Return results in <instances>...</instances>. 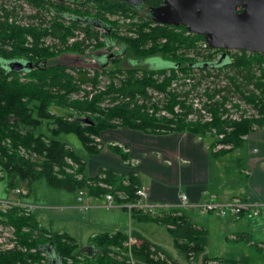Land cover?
Returning a JSON list of instances; mask_svg holds the SVG:
<instances>
[{
  "label": "trees",
  "instance_id": "16d2710c",
  "mask_svg": "<svg viewBox=\"0 0 264 264\" xmlns=\"http://www.w3.org/2000/svg\"><path fill=\"white\" fill-rule=\"evenodd\" d=\"M92 2L96 17L105 12L134 21L128 24V29L121 30L123 34L118 31V35L110 26L101 30L81 25L84 4L0 0V174L8 191L21 184L27 194L31 183L42 178L53 189L82 190L91 198L106 194L116 197L121 193L124 202L136 201L137 181L133 175L123 180L115 173L100 170L94 177L86 176L84 158L54 137L59 132L73 133L83 150L93 153L100 149L95 137L107 128L125 126L150 134L188 131L202 137L214 135L211 133L214 129L216 136L211 148L216 144L228 146L212 152L213 156H218L239 147L244 135L264 126V54L226 50L217 62L218 59L213 60L209 54L204 56L198 51L196 44L202 36L183 35V26L161 23L149 26V19L136 17L130 13L133 8L126 7L120 0ZM143 2V6L149 8L159 5L161 0ZM49 8L58 10V14L51 13ZM68 38L75 39L69 43ZM106 39L124 42L125 51L139 62H155L149 66L133 64L106 72L108 63L120 58L114 51L115 54H106L112 57L107 64L97 59L98 55L102 57L106 50H111L109 44L105 47ZM100 44L105 51L90 54L97 60L96 69L48 61L63 52L83 55L88 48H97ZM189 53L192 56L186 57ZM11 60L30 62L32 68L12 70L7 66ZM199 63L212 68L198 66ZM193 65L199 68L193 69ZM188 76L190 82L186 81ZM103 78L110 80L107 86ZM191 96L198 98L211 114L210 121L186 119L191 110ZM232 99L251 105L256 117L229 118L225 105ZM50 106L66 113H52ZM176 106L177 111H174ZM231 106L237 108L238 104ZM161 110L166 115L159 114ZM84 117L88 121L82 120ZM42 121L48 134H34V128ZM110 149L125 158L122 150L113 146ZM177 212L180 215H176ZM131 220L164 225L180 259L143 237L133 224L129 234L137 241L129 249L133 264H254L245 255L236 258L208 254L205 251L206 230L181 210L167 209L150 215L133 208ZM0 223L12 228V236L6 240L11 246L0 243V264H77L80 256L85 257V264L131 263L124 245L128 235L121 231L91 237L90 243L95 249L91 257L80 252L72 237L42 228L33 215L17 207L0 211ZM239 236L236 235V240L244 241V235ZM48 254L54 262L48 260Z\"/></svg>",
  "mask_w": 264,
  "mask_h": 264
},
{
  "label": "crops",
  "instance_id": "0c3cea01",
  "mask_svg": "<svg viewBox=\"0 0 264 264\" xmlns=\"http://www.w3.org/2000/svg\"><path fill=\"white\" fill-rule=\"evenodd\" d=\"M95 141L100 145L97 152L81 154L86 176L94 177L100 170L115 173L123 180L133 175L137 188L147 190L148 202L166 208H158L156 213L180 209L206 230L205 251L210 255L238 258L252 249L264 253V126L244 135L239 147L218 156H213L215 149L211 148L212 141L207 136H196L188 131L150 134L122 126L99 131ZM110 146L122 150L125 158ZM69 193L78 204L74 202L66 209L76 211L87 228L91 227L85 235L86 244L76 243L80 251L97 234L126 233L132 226L127 212L117 202L121 193L116 197L111 195V203L104 196L91 198L82 190L81 194L79 191ZM180 193L186 196V205L181 208L178 207ZM14 196L19 198L17 194ZM235 198L258 204L257 214L251 218L219 216L200 207L206 200L227 202ZM14 201L26 203L23 199ZM133 224L143 237L161 247L159 241L144 234L140 226L144 223ZM45 229L53 231L46 226ZM56 232L66 233L77 242L76 227L70 232ZM238 234L244 235V241L236 240Z\"/></svg>",
  "mask_w": 264,
  "mask_h": 264
},
{
  "label": "rangeland",
  "instance_id": "374dc122",
  "mask_svg": "<svg viewBox=\"0 0 264 264\" xmlns=\"http://www.w3.org/2000/svg\"><path fill=\"white\" fill-rule=\"evenodd\" d=\"M117 30V34L119 32L123 34V32L119 29ZM119 31V32H118ZM47 43L50 41L46 39ZM121 45H124L125 43H120ZM86 54L83 55H73L70 53H60L52 56L48 61L49 63L52 62H58V63H64L69 66L73 67H81L83 69H96L97 64L94 63L92 58L90 57V54L92 53H102L105 51V47L100 44L97 48H88L86 50ZM126 55H129L131 58H134L133 54H131L129 51H126ZM215 53V52H214ZM189 55H186V57ZM194 58V57H193ZM137 60V58H134ZM139 59V58H138ZM126 62L118 58L116 61H110L108 65L105 67V71L109 72L114 68H124L127 65H125ZM146 66V65H144ZM141 71V68H139ZM169 71H166L168 74ZM19 77L23 78L22 74H19ZM104 79V78H103ZM110 80L104 79V85L107 86ZM101 85V84H100ZM236 103H238V106H240L241 113L247 114V116L256 117V110L249 104L243 103L241 100L238 102L236 100ZM49 111L52 113H59V114H65L66 111L59 109L54 106L49 107ZM48 129L46 128V124L44 121H42L36 128H34L33 133H42V134H48ZM214 135H207L210 141H213L214 137L216 136V131H213ZM54 137L57 140L63 141L69 145V147L78 155H81L83 153V148L78 140V138L73 133H64L59 132ZM215 148V147H214ZM14 189H19L22 195H18L19 198L15 197L13 193L8 191L6 189L5 179L0 174V211L7 210L10 207H17L19 210L24 211L25 213H28L30 215H33V217L36 219L37 224L41 226L42 228L49 227V229L53 231H67L70 232V229L73 227H76L77 232L74 235V238L77 239L78 244L80 246L83 244H86V233L91 229V227L87 228L86 223H83V221L80 220L76 216V211L74 212L72 209H66L71 206H73V203L75 202L78 204V202L75 201L74 195L69 193L66 190L63 189H53L50 188L44 179L40 178L37 180H34L30 185V190L25 194V188L23 185L16 186ZM19 193V194H20ZM15 197V198H14ZM17 199H23L26 203L20 202V204L11 205L10 202L17 200ZM119 203H121L122 208L126 211L128 210L126 205L129 202H124L123 197H121L118 200ZM32 205L33 208L26 209V205ZM176 209V208H175ZM180 210V209H177ZM80 211V210H78ZM34 212V213H33ZM127 212V211H126ZM159 213V212H158ZM156 212L150 213V215H155ZM130 215H132V210L130 211ZM176 215H180L179 212L176 213ZM37 216V217H36ZM130 225H133V220L131 218L129 219ZM5 224V223H3ZM0 223V243L6 242L7 238L11 237L12 228L11 225L5 224L3 225ZM142 229L147 233L144 232L145 235H148L150 238H152L154 241H159L161 248L172 257L176 258L177 260H180L176 252L172 246V239L171 236L168 234L166 227L161 224H157L154 222H147L144 224H141ZM91 238L89 239L90 242ZM6 244H8L6 242ZM82 245V246H83ZM78 247V246H77ZM79 248V247H78ZM250 253L247 254L245 252V256L250 257L254 264H264V253L263 252H257L254 249H252ZM213 256H216L213 254ZM226 256V255H224ZM84 256L78 257L79 261L77 264H85ZM259 260V261H258Z\"/></svg>",
  "mask_w": 264,
  "mask_h": 264
},
{
  "label": "water",
  "instance_id": "95a60500",
  "mask_svg": "<svg viewBox=\"0 0 264 264\" xmlns=\"http://www.w3.org/2000/svg\"><path fill=\"white\" fill-rule=\"evenodd\" d=\"M123 1L135 8L144 0ZM147 14L155 22L183 26L190 33L201 35L211 48L264 54V0H161L159 5L150 7ZM224 55L221 53L217 62ZM200 64L208 66L206 63L198 66ZM7 66L18 71L32 68V63L11 60ZM82 120L88 121V118ZM94 250L90 243L80 252L93 257ZM47 258L54 262L51 254Z\"/></svg>",
  "mask_w": 264,
  "mask_h": 264
},
{
  "label": "built area",
  "instance_id": "2783aa9c",
  "mask_svg": "<svg viewBox=\"0 0 264 264\" xmlns=\"http://www.w3.org/2000/svg\"><path fill=\"white\" fill-rule=\"evenodd\" d=\"M120 30H122V29H120ZM189 33H190L189 31L184 29L183 35H186ZM78 36H80V35H78ZM103 38L104 37H102L100 39L103 40ZM74 39L75 38H68V42L72 43ZM110 46H111V51H114L115 48L112 47L113 45L111 44ZM196 47H197L198 51H200L201 54H204V56L206 54H209L213 60L218 59L219 55L221 54V50H218V49L214 53L215 49L209 47L203 39L197 41ZM232 51H234V50H232ZM188 55L192 56L191 53H189ZM90 57L92 58L94 63H97L96 58H93L92 56H90ZM198 59H200V57ZM192 68L196 69L199 67H196L193 65ZM210 68H212V66L206 67V69H210ZM186 81L190 82L189 76L186 77ZM173 85L174 84L171 83V86H173ZM79 99H81V98H79ZM238 102H240V101H238ZM234 103H236V99H232V101L230 103H227L225 105V108L228 109V113H229L228 117L229 118L238 120L241 117H245V116L249 117V116H247V114L241 113L240 106H238L237 108L234 106L232 107L231 105H233ZM189 104H190L191 110L186 115L187 120H189V121H201V122L211 120V117H212L211 114L202 106V103L200 102V100L198 98L191 96L190 100H189ZM174 111H177V106L174 107ZM159 114L166 115L164 110L159 111ZM213 131H215V130L211 129V133ZM217 137L220 139L221 135H217ZM214 147H215L214 149L216 150V149H220V148H227L228 146L223 145V144H216V145H214ZM20 192L21 191L19 189L11 190V193H13V194H19ZM79 194H81V191H79ZM135 195L137 197L135 202H129L126 205H124L128 209V210H126L127 216H128V222H129V219L131 218L130 211L133 208L141 209V210L148 212V213L156 212L158 210V208H162V209L165 208L164 206H159V205H154V204L149 203L147 200V190L144 189L143 187L137 188L135 190ZM104 197L108 203H111L112 198H111L110 194H106V195H104ZM9 204H11V205L20 204V201H12ZM185 205H186V196L184 193H180L178 207L181 208V207H184ZM200 207L202 208L203 211L213 212L219 216H225V215L242 216L243 215L246 218H251V217L255 216L258 212V204H256L255 202L241 200V199H237V198L232 199V200L227 201V202H217V201H213V200H206L200 204ZM32 208H33L32 205H29V204L26 205V209L31 210ZM130 231H131V226L128 227V229H127L126 234L128 235V237H127V240L124 243V245L127 247L128 257H129L130 262H131L130 264H133V260L131 258V254L129 252V249L132 245H135L137 243V241L134 237L129 235ZM6 242H4V244L6 246H8V247L11 246L12 243L6 244Z\"/></svg>",
  "mask_w": 264,
  "mask_h": 264
},
{
  "label": "flooded vegetation",
  "instance_id": "af4514ba",
  "mask_svg": "<svg viewBox=\"0 0 264 264\" xmlns=\"http://www.w3.org/2000/svg\"><path fill=\"white\" fill-rule=\"evenodd\" d=\"M53 3H57V4H62V3H65L66 5L67 4H76L78 3L79 5L80 4H84V14L81 15L80 17V24L81 25H88L89 27H92L93 29H105L106 26H110V28L112 27V30L113 29H128L129 27V23L134 21L132 19H129L128 17H124L123 15H114V14H108V13H105V12H102L100 16L96 17L95 16V10H94V3L92 2V0H81V1H74V0H51ZM121 2H124L123 0H120ZM144 3L143 1L140 3V4H137V6H134L135 8L131 9L130 10V13H133L135 14L136 17H139L141 19H149V26H153L154 24H160L158 22H155L154 20L150 19V17L148 16L147 12L149 10V8H145L143 6ZM125 6H127V3L124 2ZM49 10L51 11V13L53 14H58V10H54V9H50ZM63 13H65L66 11H62V10H59ZM87 12V13H85ZM65 14H71L72 13H65ZM59 17H63V16H59ZM65 19H69L70 17L69 16H66V17H63ZM78 21V22H79ZM108 33V32H107ZM106 44L105 46H107V44L109 45H113L112 47L115 48V53L118 54L119 53V57L121 59H123L126 64L125 65H137V64H141V65H146V66H149L150 64L154 63L155 60L153 61H144V62H139L137 60H135L134 58H131L129 55H126V51L124 49V46L121 45L120 43L118 42H114V41H111L109 42L108 39H106ZM114 51H111V50H106L104 54H102L100 57L99 55L97 56V59H103L105 60L104 64H107L108 61H110V59L112 58H109L108 55H106L107 53H114ZM114 53V54H115ZM221 53H225L224 51L221 50ZM100 57V58H99ZM106 58H109L108 60H106ZM97 61V60H96Z\"/></svg>",
  "mask_w": 264,
  "mask_h": 264
}]
</instances>
